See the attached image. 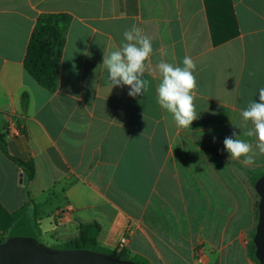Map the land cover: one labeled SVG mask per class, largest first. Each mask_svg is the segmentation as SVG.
Here are the masks:
<instances>
[{"label": "crops", "instance_id": "1", "mask_svg": "<svg viewBox=\"0 0 264 264\" xmlns=\"http://www.w3.org/2000/svg\"><path fill=\"white\" fill-rule=\"evenodd\" d=\"M41 14L70 17L54 92L23 68ZM133 24L153 47L150 87L135 98L128 86L110 92L103 66ZM185 56L198 85V118L187 129L156 92L160 61L183 67ZM261 87L264 0H0V132L9 156L34 161L28 191L40 209L31 219V206L27 218L49 246L98 225L101 249L150 264H256L250 181L264 171V155L245 166L243 157L230 159L224 140L235 132L255 147L244 135L254 126L240 112L259 102ZM23 203L22 171L0 149V239Z\"/></svg>", "mask_w": 264, "mask_h": 264}, {"label": "clouds", "instance_id": "2", "mask_svg": "<svg viewBox=\"0 0 264 264\" xmlns=\"http://www.w3.org/2000/svg\"><path fill=\"white\" fill-rule=\"evenodd\" d=\"M153 53L151 39L143 29L133 24L123 32V41L119 48L104 55L103 66L108 71L110 92L114 87L128 86L130 97L144 94L150 87V81L144 79ZM158 70L162 77L156 88L157 103L169 112L177 127L187 129L198 118L195 111L194 98L197 80L193 74L196 63L190 56L183 58V67L173 66L160 61ZM259 102L250 100L242 109L240 116L247 127L251 122L254 127L244 133L247 137H255V147L251 142L237 138H226L224 147L230 154V159L241 160L245 166L255 164L258 155H264V87L258 89ZM143 133H141L142 135ZM258 150V151H257Z\"/></svg>", "mask_w": 264, "mask_h": 264}, {"label": "trees", "instance_id": "3", "mask_svg": "<svg viewBox=\"0 0 264 264\" xmlns=\"http://www.w3.org/2000/svg\"><path fill=\"white\" fill-rule=\"evenodd\" d=\"M70 23V17L65 14H41L37 17L36 23L30 35L26 53L23 60V68L25 72L42 88L48 92H54L58 84L59 67L62 57L63 48L66 40V33ZM27 95L21 97V107L26 108ZM0 149L21 171L23 174V190L24 203L19 210L13 213L14 226L22 222H30L27 218L28 210L32 206L33 216H38L40 205L36 204L28 191L30 182L35 177V164L33 160L23 161L9 156L7 152V143L5 133L0 132ZM258 200L255 203V216L257 220ZM32 229L40 238L38 232L39 226L33 221L30 222ZM13 226V227H14ZM13 228H11L12 230ZM98 225H80L78 238L65 244L64 246H51L52 248H80L88 251L102 252L121 259L131 260L136 264H150L147 260L140 257H130L123 251H107L101 249L96 241L99 233ZM40 231V230H39ZM255 229L250 236V257L258 264L254 251L255 247L252 243V237ZM10 233V232H9ZM6 238L0 239V243Z\"/></svg>", "mask_w": 264, "mask_h": 264}, {"label": "water", "instance_id": "4", "mask_svg": "<svg viewBox=\"0 0 264 264\" xmlns=\"http://www.w3.org/2000/svg\"><path fill=\"white\" fill-rule=\"evenodd\" d=\"M22 178V175H20ZM22 180V179H21ZM258 196V215L252 243L258 264H264V171L251 178ZM0 264H136L102 252L80 248L56 249L45 245L29 222L13 227L0 243Z\"/></svg>", "mask_w": 264, "mask_h": 264}, {"label": "rangeland", "instance_id": "5", "mask_svg": "<svg viewBox=\"0 0 264 264\" xmlns=\"http://www.w3.org/2000/svg\"><path fill=\"white\" fill-rule=\"evenodd\" d=\"M257 200H258V198H257ZM32 213H33V211L31 212V219L33 218ZM39 230H40V229H39ZM39 230H38V232H39V234H40V239H41V241H42L45 245L49 246L48 241L45 240V238L43 237V235H41V231H39ZM252 230H254V228H253ZM249 236H250V235H249ZM62 246H64V245H60V247H62ZM49 247H51V246H49ZM249 247H250V245H249Z\"/></svg>", "mask_w": 264, "mask_h": 264}, {"label": "built area", "instance_id": "6", "mask_svg": "<svg viewBox=\"0 0 264 264\" xmlns=\"http://www.w3.org/2000/svg\"><path fill=\"white\" fill-rule=\"evenodd\" d=\"M127 242V238L126 237H122L121 239H120V243L121 244H125Z\"/></svg>", "mask_w": 264, "mask_h": 264}]
</instances>
